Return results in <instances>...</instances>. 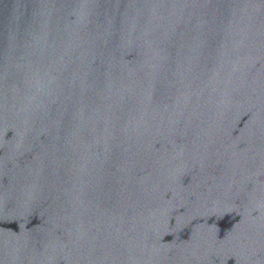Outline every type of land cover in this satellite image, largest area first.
I'll return each instance as SVG.
<instances>
[{"label":"water","instance_id":"water-1","mask_svg":"<svg viewBox=\"0 0 264 264\" xmlns=\"http://www.w3.org/2000/svg\"><path fill=\"white\" fill-rule=\"evenodd\" d=\"M0 264H264V0H0Z\"/></svg>","mask_w":264,"mask_h":264}]
</instances>
